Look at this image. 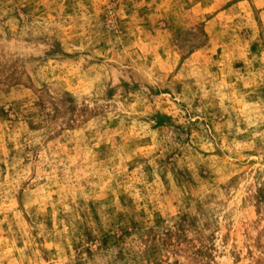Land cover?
<instances>
[{
	"label": "rangeland",
	"instance_id": "1",
	"mask_svg": "<svg viewBox=\"0 0 264 264\" xmlns=\"http://www.w3.org/2000/svg\"><path fill=\"white\" fill-rule=\"evenodd\" d=\"M0 264H264V0H0Z\"/></svg>",
	"mask_w": 264,
	"mask_h": 264
}]
</instances>
